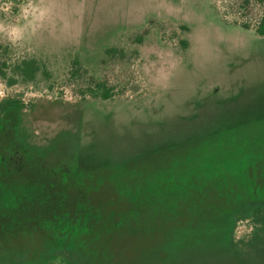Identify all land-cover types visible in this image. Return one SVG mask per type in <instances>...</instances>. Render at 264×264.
I'll return each mask as SVG.
<instances>
[{
  "label": "rangeland",
  "instance_id": "obj_1",
  "mask_svg": "<svg viewBox=\"0 0 264 264\" xmlns=\"http://www.w3.org/2000/svg\"><path fill=\"white\" fill-rule=\"evenodd\" d=\"M263 8L0 0V62L48 71L0 79V100L23 104L0 129V194L13 192L0 195V264H264V231L249 220L235 228L241 253L228 243L233 217L264 205ZM107 46L126 55L99 67ZM75 55L110 99L67 78ZM80 220L74 237L67 223Z\"/></svg>",
  "mask_w": 264,
  "mask_h": 264
},
{
  "label": "trees",
  "instance_id": "obj_2",
  "mask_svg": "<svg viewBox=\"0 0 264 264\" xmlns=\"http://www.w3.org/2000/svg\"><path fill=\"white\" fill-rule=\"evenodd\" d=\"M244 3H256L259 5H264V0H242ZM245 28L247 26L244 25ZM184 29L183 26L180 27ZM254 32L259 36H264V8L261 11V15L258 19V22L255 26ZM135 42L141 43L143 40V34L137 35L134 38ZM180 44L184 49L187 48V42L185 40H181ZM4 48L0 44V53L4 54ZM125 51L123 48H117L115 46H107L104 47L98 55H96L97 66L106 65L112 59H122L125 57ZM93 62L88 63L86 58H82L80 55H75L67 67L66 76L69 80L77 82L78 80H82V88H84L85 93H88L91 96L99 97L102 100H108L113 96L112 90L107 86L105 80L100 78V75L94 74L95 69H89L90 65ZM87 66V67H85ZM100 70V69H99ZM39 74L44 76L48 75V71L44 67V65L35 58L29 59H20L15 61L14 63H8L6 60L0 62V79H2L7 85H15L18 83L21 84H31L36 82V78ZM23 109V104L16 99L7 98L0 100V129H4V125L8 124V117L14 112H19ZM239 127L232 128L233 130H239ZM232 130V131H233ZM211 135L206 136V139H210L208 142L214 141ZM212 136H217V133ZM124 191V189H122ZM22 192V191H21ZM27 192V191H26ZM32 193V190L28 192ZM3 197H9L13 195V192H6L2 190L0 194ZM20 195V194H19ZM16 194V197H19ZM1 197V198H3ZM243 220H249L252 225V233L255 235L257 232L264 231V205L256 204L254 205L250 211L243 215H235L232 220V225L229 230L228 235V243L229 246L234 249L238 254L241 253V247H243L246 243L245 238L236 239L235 238V228L238 222H242ZM87 221H73L72 223H67L70 226L71 231L75 234L73 236H77V231L87 232L88 225ZM49 264H53L50 262ZM57 264H65L64 258H58Z\"/></svg>",
  "mask_w": 264,
  "mask_h": 264
}]
</instances>
